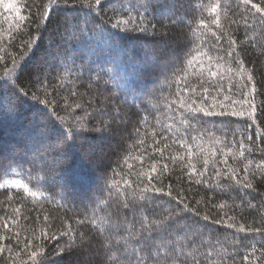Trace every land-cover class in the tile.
<instances>
[{"label": "trees", "instance_id": "obj_1", "mask_svg": "<svg viewBox=\"0 0 264 264\" xmlns=\"http://www.w3.org/2000/svg\"><path fill=\"white\" fill-rule=\"evenodd\" d=\"M144 2L107 0L103 11L90 12L86 0H57L58 7L49 0H0V81L28 94L20 98L0 87V264H32L29 252L41 249L45 264H111L102 229L112 223L121 230L109 233L118 242L111 251L134 259L132 247H141L135 241L127 253L117 250L128 232H143L142 221L158 224L173 209H183L187 233L152 232L154 245L174 241L185 252L198 249L201 264L204 253L215 257V250L227 264H264V236L247 231L264 228V19L239 0H152L177 7L147 11ZM217 2L220 28L208 7ZM129 16L148 30L112 27ZM161 32L169 37L166 45ZM181 100L245 113L250 105L243 102L250 100L255 118L197 113L181 123V111L187 114ZM38 118L56 126L55 138L35 128ZM30 138L42 142L25 144ZM241 140L251 146L244 157ZM69 172L94 186L82 194L87 204L64 189L75 191ZM25 185L40 195H28ZM144 187L145 199H135L133 191ZM65 232L83 233L85 242L72 245ZM164 252L161 264H167Z\"/></svg>", "mask_w": 264, "mask_h": 264}, {"label": "snow or ice", "instance_id": "obj_2", "mask_svg": "<svg viewBox=\"0 0 264 264\" xmlns=\"http://www.w3.org/2000/svg\"><path fill=\"white\" fill-rule=\"evenodd\" d=\"M51 5H55L56 7H58L59 5L57 4V0H49ZM87 2V6L91 11L95 10L97 12L103 11V8L107 2V0H86ZM239 3L247 6V5H251V7L253 9H255V11L257 13H259L261 15V18L264 19V6H262V4H264V0H261V3H253V0H239ZM160 7L161 9H171V8H175L177 7V5H175L174 3L171 5L168 4H157V5H153L152 4V0H145V2L143 4L140 5V7L145 8V10L147 11V9L149 7H153V9L155 10V7ZM220 4L217 2L215 4H212L209 7V11L213 14H215L214 18H213V23L220 28L221 27V23H220V16H219V9H220ZM51 9H49L48 11H50ZM133 24L134 27L131 30H138L140 32H146L148 30L147 27H137L136 26V21L133 20L132 17H128L127 19H123V20H117L116 23H114L112 25L113 28L119 29L120 25L123 24L125 25L124 30L127 31V25L128 24ZM245 23H247V21H245ZM201 26L202 27H207V25H204L203 21H201ZM100 27L102 28L103 25L101 24ZM149 27H153L154 25H149ZM199 33V29L196 30V32L194 33V35H197ZM213 35H216L215 33H213ZM160 37H161V44L162 45H166L167 41L169 39L167 33L161 32L160 33ZM217 39L222 38L221 36H217ZM231 39V38H230ZM232 43H234V41H232ZM234 49L229 51L227 54L228 55H232ZM197 57L194 56L191 60L188 61V64L191 65L193 63L194 60H196ZM11 71V70H10ZM20 71H23V68H20ZM239 71L241 73H243L244 69L242 66V62H241V66L239 68ZM217 73L216 72H211L212 76H215ZM16 79H19V75L16 76ZM248 80H252L253 77L251 75L247 76ZM9 87L15 94H17L20 98H23L24 96H27V93H22L20 91V89L16 86V84L14 82L10 83L9 79H4L3 81H0V87ZM207 91V89L205 90ZM255 91V88H252V92ZM251 95V93H249ZM225 99H228V97H225ZM181 109L186 108L187 109V114H185L184 111H181V116H180V120L181 123H190V118L194 117L197 113H203V115L205 116H224V115H231V116H244L245 114H247V116H249L250 118H255V106L252 104V102L250 100H245L243 103L250 105V110L247 111V113H245L244 111H237L235 109L231 110L230 112H224V111H220L217 112L215 111L216 108V104H212L209 106V108L211 110H209V108H206L204 106H200V107H193V104L196 103V101H192L191 103H187L184 100H181ZM77 107H79V105H77ZM220 107L223 108L224 105L221 103ZM71 130V129H70ZM65 139H67V137H65ZM166 139V138H165ZM248 140H251V137H247ZM178 143H180L181 147H185V142L183 140L177 141ZM141 143H143V141H141ZM157 143H159V141H157ZM236 142H234L235 144ZM240 144V151H239V157H244L245 153L243 151V149H245L246 147L249 148V150H251V146L249 145H245L243 140L239 141ZM59 145L56 146V149L59 150ZM164 147H168L167 144L164 145ZM189 150H190V146ZM156 151L163 153V148H159L156 149ZM229 151H231V149H229ZM235 158V157H234ZM173 159L175 160L176 157H173ZM180 159L182 160L183 157H180ZM225 163H227V160L224 161ZM205 163H207V161H205ZM252 162L248 161V164L245 165L244 167V171H248V165H250ZM131 167V165L129 166ZM165 167H167L165 165ZM257 168H261V165H257ZM192 170L195 171V167H192ZM153 171H155V168L153 167ZM219 174V173H217ZM141 176H147V179L149 182H151L152 180V176L148 175L147 173H141ZM12 183H15L17 185L20 184L19 181H12ZM142 181H140L138 179L136 186L140 187ZM237 183H243L242 181H237ZM128 187H132V183L131 182H126ZM246 188H251L252 184L251 183H245L243 185ZM4 184H0V188H3ZM28 192V195L32 196V197H36L37 195H40V193H37L35 191H31L30 189H27V186H24ZM156 192H161L162 189H153ZM149 191V188L144 187L142 189V191L137 194L135 191H133L132 195L135 199L137 200H144L145 196L144 193H147ZM167 195L171 196V192H168ZM181 203H183V201H181ZM125 207H127V205H125ZM220 207H224V205H220ZM183 213V209H173L172 211L169 212V214L167 216H163L160 220L158 224H153V225H147L146 226V222L142 221L141 222V228L144 229L143 232L141 231H129L128 232V237L125 239V243L123 245H120V247L117 249L118 251L122 250L124 253L128 252V245L132 244L133 241H135L136 243L140 244L141 247L139 249H136L135 247H132V258H129L128 256H125L124 259L122 260L119 256H116L111 250L112 248L116 247L117 245V241L114 240L109 233L114 230L116 232H119L121 230V225L116 224V223H112L108 226L107 229H102L104 231L105 236L107 237V239L104 241V246L107 247L109 249V253L106 256V260L110 259L111 260V264H161V261L159 259V255H160V251L161 249H165L164 252V261L167 262V264H201V260L197 259V256L199 254V250H195L193 252H185L184 251V246L180 245L179 247H177L176 243L174 241H165L164 243L160 244V245H154L153 244V240L154 237L151 235L152 232H162L163 236H167L171 233L172 230H175L177 232V234H180V232H184L185 234L187 233L188 229L190 226L186 225L183 223L184 217L182 215ZM205 219H207V217H205ZM219 222V221H218ZM83 223V221L81 222ZM93 223H95V221H93ZM4 227H8L7 222H5ZM228 227L230 228H235L236 225L235 224H229ZM238 231L240 232H245L246 229L244 227V225H240ZM248 232H254L257 234H261L262 236H264V228H249L247 229ZM145 232L148 233V235H145ZM46 235V234H45ZM64 236L69 237L70 243L72 245H75L77 240H79L80 244H83L85 242V237L83 235V233H81L78 237L75 235H72L70 233H63ZM163 236H161V239H163ZM194 243V242H193ZM153 247H155L157 255L153 256L152 255V249ZM4 251L3 247H0V253H2ZM137 251H139L140 253H144L147 252V256L145 255H137ZM253 251H255V249H253ZM44 253L41 250H33L30 251L28 254V259L32 262V264H45V260L43 259ZM218 257V258H217ZM203 260L206 262V264H227L226 259L224 258L222 252L220 250H215V257L213 256V252H206L203 255ZM244 260H248L249 257L247 255H245L243 257Z\"/></svg>", "mask_w": 264, "mask_h": 264}, {"label": "rangeland", "instance_id": "obj_3", "mask_svg": "<svg viewBox=\"0 0 264 264\" xmlns=\"http://www.w3.org/2000/svg\"><path fill=\"white\" fill-rule=\"evenodd\" d=\"M12 115V114H11ZM49 120H45L43 118H38L35 122H34V125H35V128L39 131L41 130H46L47 131V134L51 137V138H55L57 136V128L54 124H52L53 126H51L48 122ZM11 137L15 138L16 140L20 141L21 140V137L20 135L17 133V132H13L11 134ZM7 139V138H6ZM46 139V138H45ZM8 140H5V143L7 142ZM25 144H28V145H32L35 141H38L39 143L42 142L41 139H36V138H30V139H26L24 140ZM3 146V145H1ZM9 147H11V144L8 145ZM67 176H73V178L76 180L75 183L71 184V187L75 190H71V189H68V188H64L65 190H67L69 192V194L71 195V197L73 198V200L75 202H77L78 204L80 205H85L87 204L89 201H91L90 199H85L87 195H82L83 193H86L88 191L89 188H93L94 186H90V187H87V182L84 180L83 177L79 176L78 174L76 175H73L71 172H69V174ZM82 183V184H81ZM77 184H81L80 186H77ZM95 185V184H94ZM81 187V192L79 193V197H78V192H79V188Z\"/></svg>", "mask_w": 264, "mask_h": 264}]
</instances>
